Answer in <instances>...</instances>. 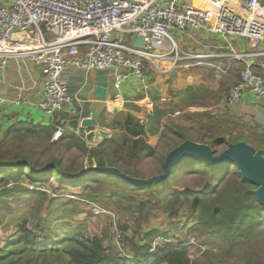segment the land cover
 <instances>
[{
    "label": "rangeland",
    "instance_id": "374dc122",
    "mask_svg": "<svg viewBox=\"0 0 264 264\" xmlns=\"http://www.w3.org/2000/svg\"><path fill=\"white\" fill-rule=\"evenodd\" d=\"M197 6L206 8L207 4L197 0ZM221 43L225 44L223 39ZM216 52L225 51L220 48ZM195 66L171 69L168 80L172 82L169 88L174 94L167 101L153 102L154 105L148 100L151 107L146 105L148 102L144 105L145 115L140 121L144 127L142 138L153 151H144L138 158L123 164L118 162L116 167L140 178L160 174L167 152L185 139L206 143L215 154L229 143L244 141L261 149L264 155L262 121L247 117L245 104L241 103L240 110L231 107L241 102L246 92L235 103H230L227 98L230 87L239 79L242 65L219 57L211 64ZM253 69L264 78V59H257ZM146 70L147 66L144 72ZM113 79L114 74L110 73L109 83L112 84ZM188 80L214 81V87L203 95H194L192 87L181 93L182 85ZM113 112L103 119L105 125L101 128L108 131L106 138L114 136L118 140L120 125L127 113ZM94 128L89 126L86 130ZM52 131V136L8 133L0 139V164L17 166L24 159L36 167H61L53 172H59L60 176L47 182H30L27 168L20 176L0 172V256L6 261L69 264L63 248L73 237L93 235L105 239L109 248L117 246L124 255L131 239L137 241L146 232L157 231V236L150 240V248L155 242V247H160L168 240L184 243L191 264H264V224L259 223L258 218H249L239 224L238 228L242 229L236 234H212L209 228L214 226L191 218L188 199L183 195L177 198L170 195V192L184 188L203 190L214 181L213 173H203L195 166L181 168L182 162H178L171 170L175 174L170 179L144 188H136L117 175L101 172H93L89 175L91 180L79 187L69 186L68 182H60L63 171L71 174L87 172L92 164L77 144L67 145L66 140L53 139L56 129ZM96 144L98 142L86 143L88 147ZM113 147L108 148V166L115 165ZM232 172L233 168H230L225 182L218 179L214 193L201 198L205 205L217 208L222 214L223 208L237 198L245 206L255 205L247 191L255 189L256 185L241 182L240 176ZM140 204L145 207L143 211L138 210ZM222 214L213 221L220 224L219 228H226L227 215ZM24 223L40 227L36 233L43 236L44 244L35 246L22 241L20 228Z\"/></svg>",
    "mask_w": 264,
    "mask_h": 264
},
{
    "label": "built area",
    "instance_id": "2783aa9c",
    "mask_svg": "<svg viewBox=\"0 0 264 264\" xmlns=\"http://www.w3.org/2000/svg\"><path fill=\"white\" fill-rule=\"evenodd\" d=\"M1 1L0 83L10 62L30 61L40 68L42 78L39 102L24 99V87L17 85L13 97L0 95V109L6 103L39 108L56 129L53 139L68 129L64 120L85 118L86 97L69 92L62 80L70 67L86 74L126 68L141 78L146 64L154 59L171 61V68H186L222 57L242 65L228 101L235 103L249 91L257 102H264V78L253 69L255 61L264 58V0H203L206 8L194 6L193 0ZM43 31L52 37L46 39ZM200 31L223 39L225 52L186 50L174 35ZM136 36L141 37V46L133 45ZM234 38L246 40L248 47H236L231 42ZM125 78L117 74L114 87L118 89ZM120 102L112 98L107 110L116 109ZM146 105L151 107V102ZM86 132L83 128L76 133L84 137Z\"/></svg>",
    "mask_w": 264,
    "mask_h": 264
},
{
    "label": "trees",
    "instance_id": "16d2710c",
    "mask_svg": "<svg viewBox=\"0 0 264 264\" xmlns=\"http://www.w3.org/2000/svg\"><path fill=\"white\" fill-rule=\"evenodd\" d=\"M12 129V132L14 133L36 136H52V130H55V128L50 127L49 124L45 126L39 124H17L13 126ZM120 129L121 134L118 140H116L114 136H110L103 139L100 143L89 147L86 145L87 142L84 140L82 135H78L75 130H63L58 140H66L67 145L77 144L80 149L85 152L89 163L92 164L90 166H106L108 164L106 157L107 155H110L108 148L111 145H114L112 149V155L115 157V160H112L115 163L114 167L117 166L116 163L118 162L123 164L128 160L138 158L144 151H148L150 153L153 151L152 147L146 144L142 138L144 127L139 123L137 118L127 113L123 118ZM8 162L9 161H7V163ZM180 162H182L179 165L181 168L195 166L198 171H202L203 173H213L212 177L214 181L210 186L205 187L203 190L184 188L183 190H174L170 192V195L172 194L175 198L179 195H183L184 198L189 200V212H191V218L193 220L204 223L205 225L214 226L215 228H209L212 234L218 233L227 236L228 234H236L239 232L242 228H238V225L245 222L249 218H258L259 223L264 224V206L257 201L253 193L254 189H249L247 192L251 201L253 200V203L255 201V205L245 206L242 204L240 198H237L232 204H228L225 208H223V214L217 208L207 206L203 203L201 198L216 191V183L218 182V179H221V182H225L228 177H225V175L228 173L230 168H233L232 173L235 172L240 176L242 180L241 182L251 184V182L245 180L241 176L232 162L224 163L218 166L209 165L199 158L184 159ZM25 168L28 170L27 179L30 182H47L50 178H54L56 175L60 176L59 172H57L58 174H54L53 172L57 170V168L61 167H36L31 165L30 161L24 162V159L17 166L10 163H8V165L0 164V172L6 171L10 174L16 173L17 176L24 174ZM93 172L87 173L85 171H80L71 174L65 170L63 173L61 172L63 174V180L60 178V182H68L67 184L69 186L79 187L81 184L91 180L89 175ZM174 174L175 173L170 171V175L166 180L170 179ZM76 176H78V178L75 179ZM147 186H150V184L135 187L144 188ZM25 191L33 193L36 192L31 190ZM144 209L145 207L143 204H140L138 210L143 211ZM218 214L227 215L226 228H219L220 224L213 221ZM38 228L40 227L30 226L29 223H24L22 228H20L22 241L35 246L44 244V242H42L43 236H39L40 233H36ZM155 235L157 236V231H150L146 232L143 237L137 241H132L131 239L130 247L126 248L127 253H124V255L118 251L119 249L117 246H115L114 249L109 248V245L104 242L105 239L95 235L87 238L73 237L71 243L63 248V251L68 259L67 263L69 264H191L187 245H184V243L168 240L164 245L156 247V249L150 251V240L155 237ZM0 264L17 263L14 261L11 262V260L6 261L4 256H0ZM22 264H26V262H23Z\"/></svg>",
    "mask_w": 264,
    "mask_h": 264
},
{
    "label": "crops",
    "instance_id": "0c3cea01",
    "mask_svg": "<svg viewBox=\"0 0 264 264\" xmlns=\"http://www.w3.org/2000/svg\"><path fill=\"white\" fill-rule=\"evenodd\" d=\"M3 4L4 2L0 0V6ZM195 4L197 5V0H195ZM43 33L46 39H50L52 37V35L46 31H43ZM17 35L19 37H27V35L23 33H18ZM174 35L176 36L179 45L186 50H199L198 52L217 53V49L223 48L225 51L224 45H221V39L218 35L207 34L201 31L189 32L188 34H180L179 32H174ZM232 40V43L236 47H248L246 40L238 38H234ZM263 59L264 58H261V60ZM162 62L169 63L168 61L163 59ZM169 65L170 64H168L167 67H169ZM146 66L147 70L144 72V75L141 78L135 76L130 71V69L126 68H119L117 70L110 71L109 74L113 73L114 79L112 81V84L109 83V87L107 90L108 100L101 101L90 94L85 96L86 98L83 104L84 117H91L98 120L100 127H103L105 125L103 124V119L108 116V114L114 113L113 111L110 112L107 110V105L110 103V100L112 98L118 97L121 102L120 106L116 107V112L123 111L129 113L137 118L139 120V123L142 124L141 122L143 116L145 115L144 112L146 107H144V105L146 102H148V100L152 101V103L167 101L169 100V98H171V94H174V92L169 88L172 82L168 80L171 72L173 71L171 70L173 69L171 68V65L168 69L165 70L158 68L154 62L152 64L148 63L146 64ZM197 67L198 65L195 66V68ZM117 74L126 76L118 89L114 87V80ZM41 78L42 75L40 72V68L34 63L30 61H26L21 64L10 62L3 74V81L0 83V95L11 98L16 94L15 87L17 85H21L24 87V90L22 91V97L29 102L37 103L41 99ZM213 83L214 81L207 80H196V82H194L193 80H188L187 82H185V84L182 85V89L184 90L181 93H183L186 89H189V87H192V90L195 92L194 95H203L210 87H214ZM245 94V98L241 102H237V104L235 103V105L231 107L234 110H240L241 103L245 104L244 111L248 113L247 117L254 120H256L257 118L260 119L262 121L261 126L262 128H264L263 102H257L254 99L253 95L248 92H246ZM64 117L65 116H62V118ZM17 124H39L45 126L48 125L49 122L39 108H35L29 105L21 106L6 103L0 109V139L3 138L5 134L14 133L12 132V127ZM82 131L83 128L76 129L77 133H81ZM147 134L151 136V133L147 132Z\"/></svg>",
    "mask_w": 264,
    "mask_h": 264
},
{
    "label": "water",
    "instance_id": "95a60500",
    "mask_svg": "<svg viewBox=\"0 0 264 264\" xmlns=\"http://www.w3.org/2000/svg\"><path fill=\"white\" fill-rule=\"evenodd\" d=\"M141 41V37L136 36L133 45L141 46ZM110 71L114 70H98L95 73L86 74L84 70L70 67L63 72L62 80L71 93L78 92L82 96L90 94L101 101H107ZM113 111H116V109ZM63 124H66L69 130L94 126V129L88 130L84 135L87 143H99V141L108 136V131L105 128H101L98 120L91 117H85L80 122L77 119L64 120ZM190 158L202 159L212 166L232 162L245 180L256 185L253 193L257 201L264 206V155L261 149H255L244 141L229 143L224 150L215 154L208 144L185 139L167 152L163 160L162 173L148 178L131 176L118 167L108 165H93L88 168L87 172L114 174L135 186H144L167 179L171 168L175 164Z\"/></svg>",
    "mask_w": 264,
    "mask_h": 264
},
{
    "label": "bare ground",
    "instance_id": "6f19581e",
    "mask_svg": "<svg viewBox=\"0 0 264 264\" xmlns=\"http://www.w3.org/2000/svg\"><path fill=\"white\" fill-rule=\"evenodd\" d=\"M193 5L196 6V7H198L195 4V0H193ZM166 61H168L169 63L162 62V59L161 60L160 59H156V60L154 59L153 60V62L157 65V67L160 68V69H162V70L168 69L170 67V65L172 64L171 61H169V60H166ZM168 64H170L169 67H167Z\"/></svg>",
    "mask_w": 264,
    "mask_h": 264
}]
</instances>
